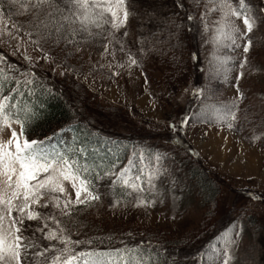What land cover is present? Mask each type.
<instances>
[{
    "label": "snow or ice",
    "instance_id": "obj_1",
    "mask_svg": "<svg viewBox=\"0 0 264 264\" xmlns=\"http://www.w3.org/2000/svg\"><path fill=\"white\" fill-rule=\"evenodd\" d=\"M146 2L0 0V46L14 49L11 53L14 56L25 48L20 55L27 64L21 69L0 54V73L15 72L14 76H8V82L12 84L14 81V84L7 95L4 87L0 86V264H160L162 252L170 259L163 246L143 239L132 247L122 243L120 247L99 248L90 247L92 239L72 238L73 229L79 224L76 217L82 208H92L101 202L102 188H106L112 197L111 207L121 203L115 192L118 181L124 197L136 194L135 206L154 204L155 200H145L142 194L145 191L156 194L155 180L167 174L162 163L165 157L153 156L151 169L145 173L143 154H139L137 162L138 154L134 152L119 173L114 171L118 158L109 161L105 171L101 164L95 162L96 148L89 153L87 145L77 148L75 141L72 144L67 141L60 143L58 138L66 134L63 126L48 133H37L33 121L40 118L44 108L35 102L21 101L26 95L28 98L34 95V85L39 83V78L32 69L39 67L37 62L41 59L54 73L57 67L61 68L60 76L69 72L77 74L79 70L70 66L68 58L80 53L86 40L104 39L106 53L111 45L113 57L116 53L123 57L124 62L118 65L121 68L125 63L129 68L140 67L147 55L154 52L164 55L173 51L171 59L179 71L180 63L174 54V50L180 47L178 33L181 30L197 32L201 46L210 44L213 48L206 82L185 89L196 100L199 111H185L178 121L169 123L167 127L175 138L189 119L200 123L207 120L226 125L229 129L237 126L238 119L248 120L247 115L237 116L239 102L244 98L238 87L237 95L229 101L208 103L217 95L210 81L227 80L236 67L241 70L235 77L239 81L242 70L251 63L248 54L253 37L256 32L264 31V0H255V3L252 0H188V7L184 0H174L177 11L169 16L160 15L154 2L145 7ZM214 15L215 20L212 19ZM21 16L22 20L14 19ZM142 17L156 22L158 32L167 34L164 41L157 38V33H152L151 37L141 36L134 44L125 39L131 23L142 24ZM237 20L242 27L237 25ZM165 43L168 47L161 51ZM29 48L37 53L35 57L28 54ZM223 48H242L241 57L217 55ZM191 59H198L195 52ZM41 91L56 95L54 88H42ZM13 125L18 126L19 131ZM6 129L11 130L10 135ZM26 131L29 135H25ZM4 135H7L6 139L2 138ZM260 138L257 135L251 137L254 141ZM97 168L100 171H96ZM137 168L138 171L134 172ZM126 175L129 178H125ZM104 178L110 180L109 185L100 183ZM66 184L74 192V198ZM250 196L252 199H264L251 193ZM172 199L175 201L177 197ZM239 227L240 230L233 229L236 236L241 235L242 226ZM76 235L80 236V233ZM96 239L104 243L102 238ZM222 239L223 246L209 255V264H232L231 249L236 241L228 233ZM203 255V252L198 253L199 257Z\"/></svg>",
    "mask_w": 264,
    "mask_h": 264
},
{
    "label": "rangeland",
    "instance_id": "obj_2",
    "mask_svg": "<svg viewBox=\"0 0 264 264\" xmlns=\"http://www.w3.org/2000/svg\"><path fill=\"white\" fill-rule=\"evenodd\" d=\"M153 2L156 1L152 0L151 4ZM185 2L189 6L188 0ZM159 14L166 16L165 13ZM14 19L22 20L23 17ZM212 19L215 20L216 16ZM150 21L152 23L147 17H142V24L133 21L125 39L134 44L141 36L151 37L152 33H157L156 22L153 21L150 28L145 27ZM236 23L242 27L239 20ZM193 35L196 40L178 33L180 47L174 50V54L180 63L179 71L171 59L173 51L164 55L154 52L144 57L140 67L129 68L125 63L121 68L118 65L124 62L123 57L119 53L113 57L111 45L106 53L104 39L85 43L80 53L68 58L70 66L79 71L77 74L69 72L66 76L77 80L81 88L95 98V104L104 107L105 115L102 116L108 119H104L105 123L114 127L118 136L132 137L140 143L144 141L157 147L155 155L165 157L162 163L167 169L166 175L155 180L156 194L148 191L142 194L145 200H155L152 205L135 206L136 194L133 193L128 200H121L113 208L110 206L112 197L106 188H102L101 202L92 208H82L76 217L79 224L73 229L72 238L92 239L90 247H96L99 241L96 238L110 241V234L119 243L133 238L142 240L144 234H151L166 243L171 251L180 248L181 252L191 254V257L181 259L184 264H209V255L223 246L222 237L228 233L236 241L231 249L232 264H264V199L250 196L251 193L264 197V135H261L264 133V31L255 33L248 54L251 63L242 70L238 82L235 79L241 71L238 67L233 68L227 80L210 81L217 95L208 103L229 101L237 95L238 87L244 98L239 102L237 116L247 115L248 120L238 119L237 126L229 129L215 122L205 120L200 123L189 119L174 138L167 125L178 121L185 111H199L196 100L185 89L204 84L210 70L209 56L213 48L210 44L201 46L199 34L193 32ZM12 51L14 49L0 46V54L26 68L27 64L20 55L25 48L15 56ZM27 52L33 57L37 55L31 48ZM193 52L198 57L195 61L191 59ZM216 54L241 57L242 48H223ZM37 63L39 67L32 69L37 78L49 82V88L53 84L57 86L63 78L58 75L61 68L57 67L54 73L43 59ZM100 65L104 67L100 68ZM13 127L19 131L18 126ZM5 131L10 135L11 130ZM7 135L2 138L6 139ZM253 135L261 138L254 141L251 139ZM58 139L63 144L74 138L72 132L66 130V134ZM182 143L189 144L191 151ZM198 167L206 171L207 177L212 178L219 189L213 204L204 201L192 179L191 169ZM150 169L151 164L144 166L145 173ZM136 171L138 168L134 169ZM125 178L129 177L126 175ZM101 184L107 186L110 180L106 178ZM65 186L74 198L70 186ZM173 196L177 197L175 201ZM239 226H242V232L236 236L233 229L240 230ZM77 232L80 236L76 235ZM208 240H211L210 244L203 247V242ZM201 252L203 257L198 256Z\"/></svg>",
    "mask_w": 264,
    "mask_h": 264
},
{
    "label": "trees",
    "instance_id": "obj_3",
    "mask_svg": "<svg viewBox=\"0 0 264 264\" xmlns=\"http://www.w3.org/2000/svg\"><path fill=\"white\" fill-rule=\"evenodd\" d=\"M151 1L152 0H147V5L151 4ZM153 1H156L154 5L158 8V10H160L159 13H165L166 16H169L171 13L177 11L174 0ZM252 2L255 3V0H252ZM184 3L185 6L188 7L185 0ZM181 15L183 14L181 13ZM149 24L150 25L145 24V27L150 28V26L153 25V20L152 23L150 21ZM155 29L158 30L157 27ZM179 34L183 37L187 36L189 39L191 38L196 40L193 32L181 31ZM166 35L167 34L165 32H157V38L160 41H164ZM185 39L187 40L186 37ZM93 40L94 39L86 40L83 43V46L85 43H93ZM184 44L186 45L185 41ZM165 45L167 44L165 43ZM162 46L161 51L167 49L164 48V46L162 48ZM61 47H63V45H61ZM7 61L13 65H17L21 69H24L23 66H19V63L15 64L17 63L16 60L10 59L9 61L7 59ZM9 75L14 76L15 72L0 73V86L4 87L5 95H7L8 89L12 86V84H14V81L12 84L8 82ZM47 79H50V77H47ZM76 81L73 77L69 78L67 76H63V78L59 80L57 86L53 84L52 88H54L56 91V95L53 96L41 91L42 88H49V82L39 79V83L34 85V95L31 98H28L27 95L22 98V103L35 102L36 104L42 105L44 108L43 113L40 114V118L33 121V127L35 131L37 133H48L53 128L63 126L66 130H70L73 134L74 139L69 144H72L73 141H75L77 148L87 145L89 153L92 152L93 148L98 150L97 153L94 154L95 162L101 164V167H104L105 171L107 170L105 166L108 164V162L115 161L118 158L119 162L116 164L114 171L119 173L120 170L125 167L126 162H128L127 160L134 152L138 154L137 160L139 154L142 153L144 157V166H148L150 164L151 158L155 156V153L157 152V147L154 145H148V142L146 143L144 141L140 143L132 137L127 138L116 135L118 133L114 132L115 128L109 126L108 123H105L104 119L107 121L108 119L102 116L105 115L103 113L104 107L96 105L97 102L95 101V98H93L91 94L87 93L83 88H81L82 86ZM33 110L36 111L35 108ZM25 135H29V133L26 131ZM29 138L32 137L29 136ZM182 145L187 150L189 149L188 151H191L189 144L182 143ZM91 162L92 161L90 159L89 163ZM96 171H100V169L97 168ZM191 171L192 179L196 182L197 189H199V195L204 198L205 202L213 204L219 192L217 185L214 183L212 178L207 177L205 170H201L198 167L191 169ZM101 176H103V172H101ZM105 179L106 178L102 179L100 183H102ZM115 192L116 195L121 198V200H128V196L124 197L121 192V182L119 181L115 186ZM210 214H212V212H210ZM110 236L113 237L112 234H110ZM111 237L109 238L110 241L103 240V244L98 241V245H96V247H120L122 243L116 242ZM143 237V240L151 241L153 245L163 246V248L166 249L170 259L162 252L159 257L160 264H165V260H167V264H173V261H175L176 264H184L181 259L183 257L189 258L192 256L189 253L181 252L180 248L171 251L166 243L156 240L154 235L144 234ZM214 237L215 236H213V238ZM211 240H208L207 242L204 241L203 247L210 244L209 242H211ZM140 241L141 240L133 238L132 241H124L125 243L123 244H127L129 247H132L134 244H138ZM79 250L80 248L78 247L77 251Z\"/></svg>",
    "mask_w": 264,
    "mask_h": 264
}]
</instances>
